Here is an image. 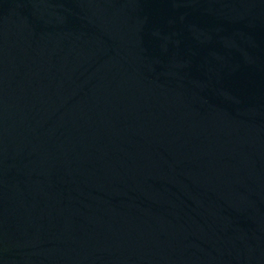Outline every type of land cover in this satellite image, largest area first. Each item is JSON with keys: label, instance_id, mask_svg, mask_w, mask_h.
I'll use <instances>...</instances> for the list:
<instances>
[{"label": "water", "instance_id": "obj_1", "mask_svg": "<svg viewBox=\"0 0 264 264\" xmlns=\"http://www.w3.org/2000/svg\"><path fill=\"white\" fill-rule=\"evenodd\" d=\"M0 264H264V0H0Z\"/></svg>", "mask_w": 264, "mask_h": 264}]
</instances>
